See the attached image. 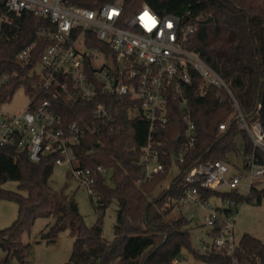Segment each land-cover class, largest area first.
Instances as JSON below:
<instances>
[{"label":"trees","instance_id":"1","mask_svg":"<svg viewBox=\"0 0 264 264\" xmlns=\"http://www.w3.org/2000/svg\"><path fill=\"white\" fill-rule=\"evenodd\" d=\"M116 1L122 2L126 14L138 10L146 2L159 14L184 15L185 22L196 23L198 27L189 35L187 46L230 82L247 120L264 123V0H72L71 3L97 8ZM5 12L4 1L0 0V14ZM12 19V25L4 27L6 37H0V70L21 73L22 80L11 86L13 93L20 83L27 82L28 75V69L19 67L14 61L15 54L34 40L37 30L49 21L30 12L12 15ZM48 43L47 38L38 40L34 61ZM220 94L218 88L209 87L201 94L191 95L189 110L197 125L198 142L186 153L185 164H178L180 172L162 189L158 188L163 185L172 165L171 153L177 150L184 135L182 113L174 110L167 124L157 128V138L164 142L167 150L163 157L167 164L155 178L142 181L139 160L141 147L148 140L149 124L140 116L131 117L119 100L110 96L112 103L118 106L113 127L88 133L75 147L81 158L80 165H104L112 171V185L101 174L96 175L93 188L99 218L91 226L85 224L74 193L66 191L68 183L60 189L50 185L49 178L55 167L52 155H44L36 163L16 145L3 146L0 149V199L15 200L18 214L10 225L0 228V247L8 253L5 259H0V264H11L10 254L21 264H29L27 257L32 243L23 241L22 236L31 231L38 217L54 218L41 231V238L47 243L55 242L59 232L70 227L75 238L69 263L181 264L184 249L207 263H230L229 254L205 255L197 251L190 231L184 229L189 223L187 217L165 218L184 196L186 170L197 160L228 161L230 153H240L237 136L242 138L245 153L255 152L264 162V152L255 149L249 133L238 127L237 111L226 129H219V122L235 109L230 99L221 101ZM100 95L92 100L59 102L63 119L66 121L75 113L92 116L96 101L102 100ZM102 96L105 97V93ZM9 180L18 182V190L3 187ZM200 190L205 198L221 196L235 200L237 205L253 199L261 203L264 197V190L257 187L247 197L239 191ZM90 195L93 198V194ZM114 199L118 201L114 238L106 241L102 236L101 217ZM237 252L240 258L258 255L264 264V241L251 234L241 237Z\"/></svg>","mask_w":264,"mask_h":264},{"label":"built area","instance_id":"2","mask_svg":"<svg viewBox=\"0 0 264 264\" xmlns=\"http://www.w3.org/2000/svg\"><path fill=\"white\" fill-rule=\"evenodd\" d=\"M3 1L7 12L0 14V37H6L4 27L12 25V15L30 12L46 17L49 24L41 26L36 38L15 54L19 67L28 69L27 82L20 83L12 93L11 86L22 80L21 73L0 70V149L14 144L36 163L44 155H52L55 166L68 165L70 179L95 194L96 175L101 174L107 181L111 170L104 165H80L75 147L88 133L113 127L118 109L110 99L114 96L131 117L140 116L149 124L139 163L142 181L152 180L167 164L163 160L167 150L157 138V128L167 124L174 110L182 113L185 131L179 147L171 153V164H185L186 153L198 142L197 125L189 110L190 97L215 87L221 90V101L230 99L235 108L219 122V129L225 130L237 111L238 127L249 133L255 149L264 152V123L249 122L230 82L187 46L189 35L198 26L185 22L184 15L159 14L146 2L126 14L121 1L106 2L97 8L74 4L72 0ZM40 38L49 39V43L34 61ZM94 41L98 44L92 45ZM20 89L28 98L26 107L17 112L3 109L2 105ZM99 94L102 100L96 101L92 116L74 111L73 117L63 119L59 102L92 100ZM241 144L243 165L197 160L188 168L181 200L205 209L207 239L197 248L199 253L229 254L228 264H263L258 255H237L240 240L235 237L236 201L221 196L205 198L200 192H236L245 188L247 197L264 181V162L255 152L245 153L243 141ZM215 197L218 201H211Z\"/></svg>","mask_w":264,"mask_h":264},{"label":"rangeland","instance_id":"3","mask_svg":"<svg viewBox=\"0 0 264 264\" xmlns=\"http://www.w3.org/2000/svg\"><path fill=\"white\" fill-rule=\"evenodd\" d=\"M27 103L28 98L20 89L17 90L11 100L5 102L2 107L7 111L17 112L23 110ZM236 140L239 143L240 153H230L228 161L230 165L239 166L243 165L244 150L241 144L242 138L237 136ZM233 171L234 168L231 169V172ZM179 172L180 168L178 163L173 161L166 180L158 189L166 187ZM111 175L112 171H109L107 183L110 185H112ZM49 183L55 189H60L65 183H68L66 191L69 194L74 193L85 224L91 226L97 222L99 218V213L95 208L97 196L93 194L92 198L86 187H79L77 182L70 179L68 165H56L49 178ZM3 187L18 190V182L9 180L3 184ZM256 187L260 190H264V181L258 183ZM239 192L244 196L247 190L245 188H240ZM211 201H218V198H211ZM117 208L118 201L114 199L101 217L102 236L106 241H111L114 238V224L116 222ZM204 212L205 209L201 206L180 200L178 203H175L172 210L165 218L170 220L179 216L187 217L189 223L184 226V229L190 231L192 243L197 249L202 244V240L204 238L207 239L206 227L203 224ZM17 214L18 205L15 200L0 199V228L10 225L17 217ZM235 214V237L237 240H240L245 233H248L264 241V197L261 203H257L255 199L241 202L237 206ZM53 220V217H38L31 231L23 234L22 240L32 243L31 252L27 257L29 264H74L68 262L75 238V236L70 233V227L60 231L55 242L47 243L46 240L41 238V231L51 224ZM7 256L8 253L0 247V259H5ZM9 258L11 264H21V261L13 254H10ZM179 262L181 264H207V262L196 258L194 253L187 249L183 250V257Z\"/></svg>","mask_w":264,"mask_h":264},{"label":"water","instance_id":"4","mask_svg":"<svg viewBox=\"0 0 264 264\" xmlns=\"http://www.w3.org/2000/svg\"><path fill=\"white\" fill-rule=\"evenodd\" d=\"M209 19V18H208Z\"/></svg>","mask_w":264,"mask_h":264}]
</instances>
